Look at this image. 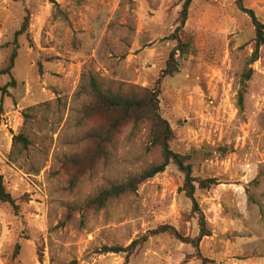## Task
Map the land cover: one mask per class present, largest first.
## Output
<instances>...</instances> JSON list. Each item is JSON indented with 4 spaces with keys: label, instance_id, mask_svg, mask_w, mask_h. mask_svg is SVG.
<instances>
[{
    "label": "rangeland",
    "instance_id": "1",
    "mask_svg": "<svg viewBox=\"0 0 264 264\" xmlns=\"http://www.w3.org/2000/svg\"><path fill=\"white\" fill-rule=\"evenodd\" d=\"M55 1L58 8L0 0V69L29 14L28 32L17 36L16 85L0 91V175L17 205L0 201V264H202L168 234L148 238L127 262L124 253L102 252L160 225L189 238L199 233L173 163L136 192L101 209L89 205L100 189L160 160L146 128L124 126L92 163L70 159L90 146L86 131L103 124L82 112L90 79L103 90L152 88L175 45L169 36L184 0ZM243 1L264 22V0ZM178 34L189 53L163 78L159 107L173 130L170 147L190 155L192 176L216 180L194 193L209 231L201 256L207 264H264V46L249 64L254 30L235 0H193ZM9 80L0 75V87ZM18 134L25 148L13 143Z\"/></svg>",
    "mask_w": 264,
    "mask_h": 264
},
{
    "label": "trees",
    "instance_id": "2",
    "mask_svg": "<svg viewBox=\"0 0 264 264\" xmlns=\"http://www.w3.org/2000/svg\"><path fill=\"white\" fill-rule=\"evenodd\" d=\"M49 1L55 8H58V4L55 0ZM192 2L193 0H184L181 5L177 18L178 25L175 31L169 36L171 40L175 41V45L169 52L165 66L160 70L152 88L103 90L93 78H91L88 83L89 91H86L88 102L82 107L83 115L85 117L99 116L102 118L103 124L94 126L86 131L84 139L90 143V146L85 150L83 155L70 158L73 160V164L78 166L87 165L88 163H92L96 157L104 156L115 136L127 125H130L134 130L140 127L146 128L149 148H157L160 153V160L158 162L152 163L142 171L127 177L121 183H110L106 187L100 189L99 192L89 200V205L96 209H101L113 198L127 193H134L140 185L153 178L156 174L164 171L168 164L173 163L183 174L182 190L185 196L190 199L192 210L198 214L199 233L195 238L183 236L171 225H160L142 234L126 247L104 246L102 248V252L104 253H124L125 262H127L129 256L134 254L148 238L159 234H168L182 243L189 244L201 259L202 264H207L209 261L201 256L199 250V243L202 237L209 235V231L206 228L204 216L199 209L194 193L196 187L199 189H208L216 184V180L214 178H195L192 176V165L189 162L190 155L176 153L170 147V143L173 139V130L169 122L161 116L159 107L160 86L163 78L173 76L178 72L179 64L177 55L182 57L189 53V44L181 40L178 32L182 30L188 18V11ZM235 4L238 10L249 17L253 26L255 43L253 53L249 58V64H251L257 60L259 48L264 46V22L258 18L252 8L245 6L243 0H235ZM57 10V12H60L59 9ZM28 26L29 14L26 12L19 30L14 33V48L9 56L8 64L0 69V75H8L10 77V80L0 87L2 95L7 93V88L16 85V81L12 78L11 70L14 65L18 47L17 36L27 33ZM248 70L249 72L244 74L245 80L250 77L251 69ZM242 100L243 92L239 91L238 105L240 107L242 105ZM12 139L14 144L18 142L23 145L24 148L28 144V140L22 134L14 135ZM0 201L8 203L14 210L17 209L15 199L5 190L1 175ZM17 248L16 246V251Z\"/></svg>",
    "mask_w": 264,
    "mask_h": 264
}]
</instances>
